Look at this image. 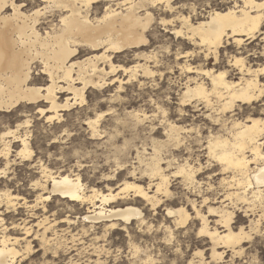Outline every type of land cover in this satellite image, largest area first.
Segmentation results:
<instances>
[{
    "label": "bare ground",
    "instance_id": "6f19581e",
    "mask_svg": "<svg viewBox=\"0 0 264 264\" xmlns=\"http://www.w3.org/2000/svg\"><path fill=\"white\" fill-rule=\"evenodd\" d=\"M39 1L45 5L49 2L53 5L59 4L60 7L46 8L44 5L27 14L22 10V3L16 0H0V111L9 112L19 103L32 104L35 105L38 116L48 124L54 121L61 123L64 119L60 111H69L77 103V100L83 102L86 87L102 88L105 86L106 80L103 76L114 73L117 67L118 69L122 68L125 73H131V75L128 74L130 78L127 81H130L131 77L136 79L137 69H141L143 76L151 78L154 76L155 69L153 70L146 61L126 69L121 65H114L111 57L112 53H120L132 48L136 50L141 46H146L149 42L147 32L154 22L151 9L163 6L171 10V0ZM240 1L241 4H238L236 0L233 5H229L225 9H212L204 19H197L194 23L189 18L182 17V26L179 29L172 28L170 33L175 38L187 39L199 49L204 47L202 49L204 60L207 61L213 57L217 63L224 44H233L240 48L246 45V41H253L256 34L261 32L264 23V7H262L264 0ZM101 2H104L103 12L97 16L93 11V5ZM112 2L116 3L110 4ZM114 5L116 7H113ZM7 8L10 12L6 11ZM54 10L59 14L58 22L50 23L49 30L42 28L44 29V34H42L37 28L39 16L45 12L52 13ZM167 21L171 22L172 20L162 18L160 23L164 24ZM80 49L88 50L90 55L88 54L81 60L73 59L79 54ZM176 55L180 54L177 52ZM135 56L152 58L154 67L159 64L154 52H150L148 55L138 52ZM229 58V62H232V65L238 70L239 78L237 80L229 77L225 68L220 70L215 68V70L202 66L192 67L191 64L186 63V60L183 65H178L184 69L186 81L182 89L177 92L180 117L176 119L172 114H169L161 100L154 101L156 106L155 110L151 111L152 113L149 111L151 114L140 109L126 111V108H123L125 118H121L113 104H120L125 100L120 94L123 91V82L122 79H118L119 77L109 79V85L117 83L114 88L115 92L113 94L109 92L111 94L107 97L111 104L108 108L109 113L105 115L110 114V118L102 123L101 119L104 116L102 112L94 117H87L85 124L89 137L100 139L97 137L104 134L109 141H113L124 135L126 128H135L143 125L145 121L149 123L151 131L158 125L163 136L162 139L154 137L150 139L151 151L149 153H137L139 167H136L140 174L139 179L135 177L136 167L131 170L127 169L129 171H126L125 174H121L119 171L117 174H120L121 182L116 188L109 186L110 182L106 184L105 190H101V187L98 188L95 185L88 186L79 172L74 171L75 173H73L72 171L71 174L62 171L53 172L49 164L44 162L41 156H38L36 157L38 163H35L38 165L36 169H39V177L30 180V184H28L30 185L28 189L35 192L33 198L30 199L27 193L28 189H24V185H14L18 181L12 176L14 173L10 170L17 161L24 162V165L29 166L35 160L30 140L31 118L23 117V121H15V126L6 125L7 127L0 130V264H25L24 262L33 252L32 240H37L43 252L50 250L53 255L58 253L63 244L61 238L68 231L61 229L58 232L56 228L61 223L71 224L73 219L69 215L61 216L62 218L57 217V211H51L53 198H56L55 201L63 200L67 207L74 202L88 206L83 220L88 221L89 228L100 225L102 233L101 235L93 234L95 244L99 239L107 238L106 236L113 231L120 230L128 234L129 226L133 220L139 229L146 224L140 207L133 204H120L128 199H139L150 205L151 208H155L159 204L164 206H162L165 209L164 212L172 224L165 226V231L169 233L170 237L175 234L173 227L185 232L188 228L198 224L197 237L205 238L208 241L211 257L214 260L215 257L221 258L225 252H220L221 248H228L234 254L240 253L242 243L250 237L251 232H259L258 224L263 217L261 213L257 219H249V225L246 227L243 225L234 226L235 208L239 202L247 205V209L244 207L245 215H247V211L254 212L252 208L255 203L264 209V201H262L264 184L258 183L259 180H264V171H262L264 159H261V156H264V120L250 114L245 119L239 120L233 116L232 112L236 106L240 107L238 104H248L260 96L262 97L264 85L259 79V74L264 71V67L251 66L239 54L230 55ZM35 62L39 63L41 74L47 77L48 83L45 85L37 86L31 82L32 66ZM98 62H106L110 70L107 72L104 68H99ZM139 81L138 83L141 85L142 83ZM77 84H81V86ZM64 92H67L66 98L59 101L58 93ZM191 105L195 108L202 105L201 108L205 109L202 115L217 128L216 131L208 132L203 145L208 159H212L218 165V172L213 170V173L221 175L219 184L227 185L226 190L223 189V197L217 196V191L210 182H207V187L202 189L201 182L196 178L197 174L205 168L201 163L194 166L187 157L179 160L180 153L174 152L184 145L189 131L199 128L195 125L185 127L179 123L182 114L187 115L185 107ZM229 112L231 115L225 118ZM126 119L130 121L127 123ZM64 125L66 123L62 122L60 126ZM56 142L53 141V143ZM217 144H227L228 147L227 149L217 148ZM123 145V148L116 147L114 156L116 159L114 167L120 168V170H125L121 167L126 162L121 160H123L122 156L127 154L125 147L129 145L125 138ZM143 150H145L144 147ZM225 153L230 154L226 156L228 162L221 163L217 157H224ZM82 163L77 160L75 164L78 168ZM171 167L174 170H171L169 174L167 171ZM142 176H147V186L140 182ZM171 177L179 179V183L181 187L183 185L184 189L178 195L184 199V203L177 206H175L178 204L177 192H173L170 187ZM106 180H110L109 175ZM217 186H219L218 183L216 189ZM131 192L132 195H130ZM225 201H229V203L224 204ZM229 204L233 205L232 209L227 207ZM19 208L24 209L26 217L16 219ZM38 209L40 210L39 214L36 213ZM255 209L257 211V208ZM256 213L258 214V212ZM6 215L8 218L5 217ZM30 217H36V220H31V223ZM247 227L248 230H246ZM16 230L21 231L22 234L13 235L12 233ZM82 230L87 232L88 229L82 227ZM50 231H54L53 237L49 236ZM30 237L32 238L30 239ZM71 239L74 241V235H71ZM132 248L135 253L138 252L137 244H132ZM100 249H104V244L94 246L92 253L98 254ZM201 253V251L195 252V254ZM147 254L149 255V253ZM98 261L99 258L95 260V262Z\"/></svg>",
    "mask_w": 264,
    "mask_h": 264
},
{
    "label": "rangeland",
    "instance_id": "374dc122",
    "mask_svg": "<svg viewBox=\"0 0 264 264\" xmlns=\"http://www.w3.org/2000/svg\"><path fill=\"white\" fill-rule=\"evenodd\" d=\"M16 1L23 4L22 10L25 11V13L27 14L45 5L39 0ZM235 1L236 0H171V10L166 9L163 6H158L157 8L151 9L154 16V22L152 23L150 29L147 32L149 39L148 44L146 46H141L136 50H134L135 48H132L120 53H112L111 61L114 65H121L126 69L138 63H144L146 61L147 64L153 70L155 69L154 76L152 78L149 76H143V72L141 71V69H137V81L133 77H131L130 81H127V79L130 78L131 73H125L122 68L118 69L117 67V70L114 73H109L103 76L106 80L105 86H103L102 88H96L92 86L86 87L84 90L83 102L77 100V103L73 107H71L69 111H60L64 119V121L62 122L66 123V125L64 126H60L62 122L56 123L55 121L48 124V122H46L42 117L38 116L37 111L35 109V105L32 104L23 105L22 103H19L9 112L0 111V130H3L7 126H15V121H23V117L31 118L30 140L31 145L33 147V151L35 153V160L29 166L24 165V162L20 161H17V163L13 165L10 171L14 173L12 174V176L18 181V183H14V185H24V189L27 190L30 186L28 185L30 184V180L32 181L35 177L36 179L37 177H39V169H36L38 168V165L35 163L37 162L36 157L38 156H41L43 161L49 164V167L52 169L53 172L62 171L70 174L72 173V171L73 173L79 172L83 181L86 182V185H95L98 188L101 187V190H105V186L106 184H109V182V186L113 188H116L118 186V184L121 182V177L119 176L120 174H117L119 171H121V174H125L127 173L126 171H129L127 169L131 170L136 166L139 167V163L137 161L136 156L137 153L143 154L149 153V151H151L150 139L152 137L157 139L163 138L161 128H158V125L156 123L155 124L157 126L152 131L150 129L151 127L149 126V123L146 121L145 123H143V125L136 126L135 128H126V130L124 131V135H121L120 137H118V139H115L113 141H109L107 136H104V134H102V136L100 137H97L100 139H91V137H89V132L85 124V119L87 117H94L96 114L102 112L104 114L103 118L101 119L102 123L103 121H108L110 118V114L105 115L109 113L108 108L111 104L108 102L107 97L111 93L113 94L115 92L116 89L114 88L117 86V83L115 82L113 83V85H109V79L111 80L116 79V77H119L118 79H122L123 82V91L120 92V94L123 98H125V100L123 99L124 101L120 104H113L115 105V109L117 110L116 112L120 115L121 118H125V116L123 115V108H126V111L140 109L144 110L145 112H153L156 106L154 101L161 100L165 107L168 109L169 114H172L173 118L176 119L180 117L178 112L179 106L177 104L179 103L177 92L182 89L184 82L186 81V73L184 69L179 66L183 65L185 63V60L186 63L191 64L192 67L202 66L203 68H218L219 70L225 68L229 73L228 76L231 77L233 80H237L239 78V73L236 67L232 65V62H229L230 55L239 54L244 57L246 62H248V64L250 63L251 66L256 68L257 66L264 67V23L262 25L261 32L256 34V38L253 41H246L245 46L243 45L242 47L237 48L233 44H224V47L221 48V56L217 63H215L213 57H211V59L207 61L204 60V54L202 52V49H204V47L202 49H199L197 46L191 44V42H189L187 39H183L182 37L175 38V36L170 33L172 31V28L179 29L182 26V17H187L190 19L191 22L194 23L197 21V19H204L208 15V12L210 10L225 9L229 5H233V2ZM230 2L232 3L230 4ZM237 2L238 4H241L240 0H237ZM103 3L104 2L93 5V11H95L97 16L102 14L103 12ZM115 3L116 2H112L110 4ZM113 7L116 6L114 5ZM6 11L10 12L9 8H7ZM162 18L172 21H167L166 23L162 24L160 23V20ZM39 19L40 20L38 21L37 28L42 34H44V29L49 30L50 23L53 22L52 24H56L58 22L59 14L56 10H54L52 13L45 12L39 16ZM138 52L145 53L146 55H148L150 52H154L155 56L159 60V64L157 65V67H154V63H152L154 61L152 58L147 59L144 56H135V54ZM177 52L181 56H177ZM190 52H192V54H190ZM88 54L90 55V52L88 50L80 49L79 54L76 55L73 59L76 58L81 60L84 59L85 56H88ZM104 63L98 62V66L99 68H104L108 72L110 70L109 66L106 62ZM39 67V63H33L31 82L37 86H42L45 85V83L47 84L48 82L46 81V75L41 74V68ZM129 73L130 75H128ZM190 75L192 76L193 74ZM202 79H204V76H202ZM259 79L264 85V71L260 72ZM138 80H140L139 82L142 83L141 85L138 83ZM205 81H207V79H205ZM77 85L81 86V84ZM103 90L105 91L103 92ZM66 96L67 92L58 93V100L63 101ZM167 97L168 100H166ZM238 105H240V107L238 108L236 106L235 108H233L232 112L235 118L243 120L245 119V117L248 116V114H250L255 118H262L264 120V93H262V97L260 96L259 98L255 99L254 101L248 104L240 103ZM199 107L195 108L192 105L185 107L187 115L182 114V119L179 121L180 125L185 127L195 125L199 128L189 131V133H187V139H185L184 145L181 146L178 151L174 152L180 153L181 157H179V160L187 157L189 159V162L194 166H197L198 163H201V165H203V167L205 168L202 170L201 173L197 174L196 178L198 181L201 182V186L203 187L202 189H205L207 187V182H210L213 184V187H215V190L217 191V196L223 197V193L224 190H226L227 185L223 186L219 184L221 175H214L215 172L213 173V170L218 172V165L212 159H208L206 150H204L203 145L208 132L216 131L217 128L216 126L212 125L208 118H205V116L202 115V113L205 111V109L201 108L202 105H200ZM150 112L148 114L152 113ZM229 115H231L230 112L225 116V118H227ZM129 121L130 120L126 119L127 123ZM64 130H66L67 132H64ZM54 137H56L58 140ZM124 138L128 141L129 145L125 147L127 149V154L125 156H122L123 160H121L124 163L126 162L121 167L125 170H120V168L114 167L116 161L114 156L116 154V147H124ZM53 141L57 142L53 143ZM143 147L145 150H143ZM75 153L77 154L75 155ZM188 153L190 156L188 155ZM81 158L82 160H80ZM77 160L83 162L84 164L82 163L81 167L77 168L75 164ZM138 167H136L135 171L136 178L140 177V174H138ZM173 167H171L169 171H167L169 174L171 170H174ZM108 175L110 177V180H106ZM172 179L174 180L172 181ZM147 180V176H142L140 182L142 183V185L147 186ZM170 181V187L172 191L177 192L176 199H178V204L174 205L177 206L179 204L184 203V199L178 196L184 191L183 185L181 187V184L179 183L180 180L171 177ZM217 183L219 186H217L216 189ZM29 190L30 189L27 190V193L29 194L28 196L30 197V199H32V196L35 195V192ZM130 195H132V192L130 193ZM55 200L56 198H53L51 201V211H57V217L69 215V217L73 219L71 224L66 225L64 223H61L59 226L60 228H56L58 232L61 229H66L68 231L64 233L61 238L63 244L59 248L58 253L56 255H53L52 251L50 250L43 252V249L41 248L37 240H32L33 252L24 262L25 264H264V209L260 208L261 206L258 203H255L257 205L254 204V208H252L254 212L247 211V215H245L244 209H247V205L246 203L243 204L242 202H239V204H237V207L235 208L236 211L234 218V226L238 227L239 225H243L246 227L249 225V219L253 218L255 220L258 218V215L262 213L263 217L260 219L258 224L259 232H251L250 237L242 243V251L240 253L234 254L228 248H221L219 249V251L225 252L221 255V258L217 259L218 257H215L216 259L214 260V258L211 257L209 248L210 246L208 244V241L205 238L197 237L196 231L198 224L188 228L187 230H185V232L182 229L176 230L173 227L175 234L173 235V237L169 236V233L165 231V226L167 224H172L170 218L166 216V212H164L165 209L163 208L164 206L162 204L155 206V208H151L150 205L142 202L139 199H128L127 201L120 203L122 205L133 204L140 207L143 211L146 224L141 229H139V227L134 224L133 220V222L129 226L128 234L120 230H117L115 232L113 231L110 232L112 235L109 233L106 236L107 238H101L99 239V241H97L98 244H95L93 234L97 233L98 235H101L102 233L100 225H97L95 228H89V224H87L88 221L86 222V220H83V216L85 215V213H87L88 206L83 204L79 205V203L74 202L70 203L67 207V205L64 204L65 202H63V200ZM262 201H264V192ZM227 203H229V201L224 202V204ZM216 204L219 205V203ZM70 206H72V208H70ZM227 207L232 209L233 205L229 204V206ZM255 208H257V211ZM188 209H190L189 206ZM18 211L19 213L16 215V219H19L21 217L24 218L27 216L25 214L24 209L19 208ZM248 212H250V215L248 214ZM256 212H258V214ZM36 213L39 214L40 210H36ZM5 217L8 218V215H6ZM29 219L32 223V221L36 220V217H30ZM149 225L152 226V229L148 227ZM82 227L88 229L87 232H83ZM246 230H248V227L246 228ZM12 234L19 236L22 233L21 231L16 230ZM71 235H74V241L71 239ZM49 236L53 237L54 231H50ZM31 238L32 237H30V239ZM103 244V250L100 249L98 254L92 253L94 246H101ZM132 244H137V253L134 252ZM117 250L119 253L117 252ZM196 251H201L202 253L195 254ZM147 253H149L150 256ZM96 257L99 258L98 262H95V260L97 259Z\"/></svg>",
    "mask_w": 264,
    "mask_h": 264
},
{
    "label": "snow or ice",
    "instance_id": "6c2138e0",
    "mask_svg": "<svg viewBox=\"0 0 264 264\" xmlns=\"http://www.w3.org/2000/svg\"><path fill=\"white\" fill-rule=\"evenodd\" d=\"M52 6L60 7L59 4L53 5L51 2H49V3H47V4L45 5L46 8H48V7H52ZM153 6H154V5H153ZM13 7H15V5H13ZM245 7H247V5H245ZM262 7H264V5H262ZM210 147H211V146H210ZM216 147H217V148L227 149L228 145H227V144H224V145H219V144H217ZM227 155H230V154L225 153V156H224V157H220V156H218L217 158L220 159L221 163H227V162H228V160L226 159V156H227ZM261 159H264V156H261ZM262 171H264V169H262ZM258 183H260V184H264V180H259ZM249 187H251V185H249Z\"/></svg>",
    "mask_w": 264,
    "mask_h": 264
}]
</instances>
